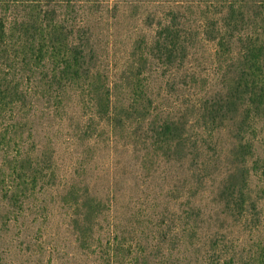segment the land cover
Here are the masks:
<instances>
[{"label":"trees","instance_id":"16d2710c","mask_svg":"<svg viewBox=\"0 0 264 264\" xmlns=\"http://www.w3.org/2000/svg\"><path fill=\"white\" fill-rule=\"evenodd\" d=\"M160 2L146 18L152 37L136 32L110 80L85 10L93 0H0V239L60 185L53 200L91 264H264V0ZM200 42L213 46L210 69L192 64ZM154 70L167 97H178L167 110L150 88ZM76 99L84 151L61 185L55 145L38 123L55 127ZM107 129L132 139L143 165L156 156L194 169L188 182L167 184L163 205L151 196L123 226L80 178L91 141Z\"/></svg>","mask_w":264,"mask_h":264},{"label":"rangeland","instance_id":"374dc122","mask_svg":"<svg viewBox=\"0 0 264 264\" xmlns=\"http://www.w3.org/2000/svg\"><path fill=\"white\" fill-rule=\"evenodd\" d=\"M166 1L93 0L94 6L91 9L85 8L95 40L98 68L106 72L110 80L115 79L123 69L132 40L138 35L136 32L145 34L148 39L152 37L154 27L148 25L147 15L153 13L156 6H161L158 2L164 4ZM212 47L210 43H198L192 64L210 69ZM160 73L161 70L152 71L150 88L158 104L167 110V104L174 100L176 102L178 97L174 95L168 98L162 91L166 78L160 76ZM214 78L211 77L210 83L214 82ZM81 114L76 99L69 114L53 128H48L45 120L39 117L43 120L38 123L39 136H49L55 145L61 185L73 178L74 168L83 155L84 144L74 131ZM221 137V142L226 143L227 132H223ZM91 143L93 150L88 154L89 160L80 178L89 183L93 193L112 204L107 219L121 220L122 226L128 215L147 211V199L151 196L158 197L156 202L163 205L167 184L181 185L188 182L194 172V169H188L190 159L167 163L162 158L151 156L152 160L143 165L132 139L120 136L115 138L108 129L97 135ZM167 174L173 175V178L167 177ZM59 187L49 188L40 196L46 202L44 208L33 206L32 201L24 215L12 220L9 230L2 233L0 244L7 248L8 264H91L92 256L81 253L76 245L69 211L53 200ZM209 199L205 195L202 202L206 203ZM102 224L107 232V220H103Z\"/></svg>","mask_w":264,"mask_h":264}]
</instances>
